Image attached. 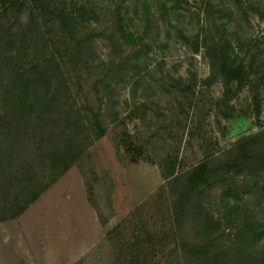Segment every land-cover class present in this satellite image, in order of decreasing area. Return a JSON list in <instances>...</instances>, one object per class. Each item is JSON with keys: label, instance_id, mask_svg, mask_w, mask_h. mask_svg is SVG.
I'll use <instances>...</instances> for the list:
<instances>
[{"label": "rangeland", "instance_id": "rangeland-1", "mask_svg": "<svg viewBox=\"0 0 264 264\" xmlns=\"http://www.w3.org/2000/svg\"><path fill=\"white\" fill-rule=\"evenodd\" d=\"M90 1L96 13L82 15L78 35L97 33L89 72L120 73L105 79L104 88L75 75L74 91L82 108L87 102L96 107L102 96L105 135L22 214L5 227L0 221V264H112L114 255L135 246V237L145 231L162 236L165 252L181 236L202 237L196 216L175 223L169 180L264 131V0ZM17 18L18 10L10 11L0 27L22 26ZM27 31L31 37L17 44L19 67H30L44 51L34 27ZM71 39L52 35L50 48L62 52ZM226 41L238 56L235 62L245 58L250 64V75L230 87L220 75L206 82L210 49ZM68 66L85 70L71 58ZM237 181L243 203L262 224L258 244L264 246V171L246 170ZM218 194L213 191L207 202L222 218L215 231L228 243L233 237L228 229L223 232L229 220L215 200ZM156 239L137 240L154 243L159 251ZM144 255L147 264H185L179 251Z\"/></svg>", "mask_w": 264, "mask_h": 264}, {"label": "trees", "instance_id": "trees-1", "mask_svg": "<svg viewBox=\"0 0 264 264\" xmlns=\"http://www.w3.org/2000/svg\"><path fill=\"white\" fill-rule=\"evenodd\" d=\"M15 10L22 26L0 27V221L22 214L95 139L105 135L104 100L98 95L96 107L87 102L88 108H82L74 91L75 75L81 81L91 78L97 86L120 73L89 72V65L94 63L89 57L94 52L97 33L94 30L93 34L78 35L82 15L96 13L95 3L90 0H0V19ZM31 26L44 51L30 67H19L17 44L31 37L27 31ZM62 34H70L72 42L65 43L62 52H58L60 48H50L49 41L52 35ZM210 50L214 54L206 82L220 75L226 87H230L250 75V64L245 58L235 62L233 56H238L233 54L228 41L224 47L214 46ZM70 58L74 65L81 64L86 71L70 68ZM13 66L16 68L12 69ZM246 170L251 174L264 171V131L242 137L222 153L208 156L169 180L175 195L169 209L175 223L180 225L188 216H196L202 237L189 240L181 236L177 246L165 252L167 244L159 242L162 236L145 231L135 237V246L120 249L112 264H147L145 252L171 256L178 251L182 252L185 264H264V246L258 244L262 224L243 203V193L238 192L242 184L237 178ZM173 171L170 175H174ZM216 190L219 194L215 200L222 204V213L229 220L223 225V232L228 229L233 237L228 243L221 242L215 231L214 225L222 224V218L212 212L207 202ZM136 211L131 214L132 221H136ZM143 235L152 241L157 238L159 251L154 250V243L137 240Z\"/></svg>", "mask_w": 264, "mask_h": 264}, {"label": "crops", "instance_id": "crops-1", "mask_svg": "<svg viewBox=\"0 0 264 264\" xmlns=\"http://www.w3.org/2000/svg\"><path fill=\"white\" fill-rule=\"evenodd\" d=\"M6 221H8V220H5L4 222H2V224L4 225V227H5V224L7 223ZM5 242H3V244H4ZM5 245H6V243H5ZM5 263H1V264H8V262H6V261H4ZM9 264H11V263H9Z\"/></svg>", "mask_w": 264, "mask_h": 264}]
</instances>
